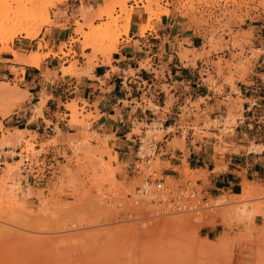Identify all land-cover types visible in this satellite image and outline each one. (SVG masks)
Masks as SVG:
<instances>
[{
	"label": "rangeland",
	"instance_id": "rangeland-1",
	"mask_svg": "<svg viewBox=\"0 0 264 264\" xmlns=\"http://www.w3.org/2000/svg\"><path fill=\"white\" fill-rule=\"evenodd\" d=\"M162 1L104 0L102 6H96L95 10L81 2L84 10H88L86 15H82L84 13L81 8L80 12L75 5L67 6L68 0H0V28L10 26L16 29L28 22L29 33L35 36V39L31 40L25 37L23 32L11 35L7 27L8 31L0 33V54L16 51L13 47L15 42H30L41 36L32 47H45L38 51L40 61L46 55L57 56L48 50L49 45L44 42L47 29L52 26L65 28V24L71 19L74 37L69 38L67 44L61 45V50L58 49V54L64 59L59 68L67 65L68 70H73L70 76L78 77L77 72L82 68L73 50L75 44L79 46L80 59H83L85 66L88 63L96 64L98 57L101 62H109L119 39L122 36L127 37L122 35V29L133 9H139L138 4L147 15V23L140 27L141 35L145 31H153L151 23L158 21L162 15L168 16L171 13L168 7L172 4V13L180 23L172 27V35L193 34L196 46V49H184L183 45H186L187 40H182L179 43V59L193 66L197 59L206 60L205 64L214 69L213 73L206 72L204 80L210 86H215L211 90L221 94L226 86L231 92L236 91V82L244 81L252 71V64L261 54L264 55V50L258 49L260 46H257L256 39L257 35L264 31V0H165V5H162ZM168 1L172 3L169 4ZM129 2H132L133 6H128ZM43 8H47V19L44 18ZM98 10L110 11L108 15L103 14L97 19V12H100ZM260 16L261 20L256 19ZM60 18L64 19L63 23L59 22ZM107 24V30L92 33ZM77 31L81 32L76 33ZM86 35H91L98 46L95 45L97 47L94 50L90 49V53L83 56L81 48L86 42ZM28 49H31V46ZM16 52L21 56L34 54ZM12 70L17 75L16 71ZM17 91V85L0 83V116L3 117V112L10 114L20 101L13 95ZM71 102L75 105L77 113L75 116H68V124L78 132L62 139L60 130L56 128V135L40 143L39 150L36 149V136L30 135L25 129L21 131L22 136L19 139L12 138L6 145L2 143L1 138L8 135L9 131L0 129V154L5 157L0 161V179L2 174L7 172V163H11L16 169L14 175H11L12 178L10 177L11 180L1 179L2 185H5L4 190L8 189L7 191H11L15 197L13 202L10 200L12 198L5 197V193L2 195L3 186L1 187L0 180V225H8L7 220L12 223L7 226V233H1L0 236V264H264V215H255L261 218L256 220L257 223L262 221L260 226L255 223V216L252 220L237 216V206L233 205L232 211L227 215L223 205L214 204L219 202L221 196L228 202H235L238 197L227 192L216 197L203 193V187L199 186L198 182L205 183L208 174L205 171L187 170L189 167L185 162V145L191 133L196 140H215V152H226L225 140L241 126L238 119H242L243 110L242 101L238 97L228 95L220 101L218 104L222 110L216 114H211L208 110L199 112L198 105L202 100L190 103L189 108L183 107L179 117V131L171 127L167 130L168 133L162 129L161 132H153V128L159 123L156 121L150 125L145 122L134 123L132 134L143 141L142 147L146 140L154 136L160 143L165 141L167 148L178 149L185 154L179 179L163 175L158 153L148 164L140 162L137 157L139 144H136L131 155L132 163L120 164L117 154L107 145L108 137L100 136L92 128L91 120L95 119V116L85 112L84 103L79 107L77 101ZM171 104L170 97L160 119ZM148 106L154 107L150 103ZM63 108L65 109V106ZM37 109L35 108L34 112L40 115ZM201 123H206L210 129L201 132ZM258 126L260 131L264 130L261 123ZM168 135L174 140L166 142L164 139ZM258 143L259 141H251L245 151L260 152L264 146ZM49 145L60 146L53 156L44 149ZM18 150L36 160L40 157L54 163L49 176L43 173L29 180L28 197L25 194L27 190L20 188L23 177L19 167L21 161H17ZM159 180H163L165 186L174 188H181L190 183L196 191L195 203L202 210L199 215L177 213L185 216L183 229L165 225V228L152 233L143 232V229L139 231V222L149 223L148 219H155L148 215L168 214L167 210H164V203L149 200L153 197L154 184ZM144 186L146 192H142ZM261 200L264 203V199L252 197L247 203L249 201L248 205L254 206ZM97 204L102 209L99 210L100 213L96 208L99 207ZM46 205L51 211L49 213L53 212L52 216L48 210H44ZM262 205L260 209L264 213V204ZM178 215L176 217H179ZM207 219L212 221V226L202 225L197 230L193 228L194 222ZM132 227L138 228L136 231L139 232H134L136 236H133ZM208 228L212 231L209 232ZM72 233L73 236L70 235ZM208 238L214 242H207Z\"/></svg>",
	"mask_w": 264,
	"mask_h": 264
},
{
	"label": "crops",
	"instance_id": "crops-1",
	"mask_svg": "<svg viewBox=\"0 0 264 264\" xmlns=\"http://www.w3.org/2000/svg\"><path fill=\"white\" fill-rule=\"evenodd\" d=\"M103 1L68 0L67 6L75 5L79 9L82 5L80 3L83 2L95 10L96 6H102ZM162 5H165V0ZM128 6H133V3L129 2ZM138 8H134L130 15L129 30L125 35L127 37L122 36L119 39L109 62H101L98 57L99 61L93 64L89 72H85L89 64L85 66L83 59H80L79 46H73L82 68L77 72L78 77L62 74L59 68L64 59L58 54V49L61 50V45L67 44L69 38L74 37V26L70 18L65 28L52 26L47 29L44 42L48 43V50L57 56L45 57L38 67L17 64L10 52L1 53L0 83L17 85L16 94L20 92V95H17L20 101L11 113L0 116L2 128L8 131L25 129L30 135L36 136V149L39 150L40 143L56 135V128L60 130L62 139L78 132L68 124L69 113L63 108L66 103L74 100L78 102L79 107L84 103L85 112L95 116V119L91 120L92 128L100 136L108 137L107 145L117 154L119 163L130 164L134 147L140 139L132 134L135 122L150 125L156 121L161 124L164 132L171 127L177 130L183 107L189 108L190 103L202 100L198 105L199 112L208 110L211 114H216L222 110L218 103L231 95L242 101L243 113L242 119H238L241 126L225 140L226 152H215V140H196L191 133L185 145V162L189 168L187 165L186 167L208 174L205 183L199 181L198 185L203 187V193L210 196L216 197L226 192L238 195L245 181L256 182L264 187V149L258 153L245 151L251 141H259L258 145L264 146V130L260 131L258 126L259 123L264 125V55L261 54L252 64V71L244 81L236 82V91L231 92L230 88L225 86L223 93H215L211 90L215 86L212 87L204 81L206 72L214 71L211 65L208 67L205 64L206 60L197 59L193 66L178 57L179 43L182 40H187L186 45H183L184 49L192 50L196 49V46L193 34L172 35V27L180 24L172 13V4L168 7L171 13L153 21V31L142 32V35L140 27L147 23V15L140 9V4ZM256 19L261 20L262 16ZM59 22L63 23L64 19L60 18ZM43 33L44 31L42 35ZM41 38L40 36L30 42L20 40L19 43L15 42L13 47L25 54L34 52L36 49L32 47ZM256 39L257 46H260L258 49L264 50V31L257 35ZM29 46L31 49H28ZM43 48L45 47L42 46V50ZM66 49L67 47L63 52ZM81 50L83 55L90 53L89 48ZM21 94L24 97H21ZM170 97L172 104L160 119ZM149 103L154 107L150 108ZM35 108H40L41 115L35 114ZM171 139V135H168L164 140L169 142ZM58 148V145L44 147L52 156ZM157 155L159 163L163 166V175L179 179L185 154L181 150L167 148L163 141L159 145ZM258 219L261 220L260 216H255V223L260 226L262 221L257 223ZM208 230L212 231L210 228Z\"/></svg>",
	"mask_w": 264,
	"mask_h": 264
},
{
	"label": "bare ground",
	"instance_id": "bare-ground-1",
	"mask_svg": "<svg viewBox=\"0 0 264 264\" xmlns=\"http://www.w3.org/2000/svg\"><path fill=\"white\" fill-rule=\"evenodd\" d=\"M50 1V0H49ZM79 8H81V10H83V13L84 14H82V15H86L87 14V12H88V10L87 11H85L84 10V7H82L81 5H80V7ZM5 9H6V7H5ZM102 9V8H101ZM123 11H124V9H122ZM4 11V10H3ZM79 11H80V9H79ZM98 11H100V10H98ZM110 11V10H109ZM109 11L107 10H105V11H100V12H97L95 15H96V18L98 19V18H101L102 16H103V14H106V15H108L109 14ZM42 12H43V15H44V18L45 19H47L48 18V16H47V8H43L42 9ZM81 12V11H80ZM28 22L24 25V26H21V27H18V28H16V29H14V27H10V26H4V28H0V33H2L3 31H5V30H7L6 28L8 27V30L9 31H11V35H14L15 33H19V32H23V33H25V37H27V38H29V39H35V36L34 35H31L29 32H30V27H27L28 25ZM129 25H130V17L127 19V21H126V23H125V26L123 27V29H122V34L123 35H127L128 34V30H129ZM109 27H108V24L107 25H104V26H102V27H99L98 29H96V30H94L92 33H95V32H97V31H100V30H107ZM7 30V31H8ZM81 31H77L76 33H80ZM4 33V32H3ZM0 35H2V34H0ZM91 35H86V36H84V38L86 39V42L84 43V45H83V49H86V48H89V49H93L94 50V48H96L97 46H98V44L96 43V41L93 39V38H91L90 37ZM95 45H97L96 47H95ZM37 47V46H36ZM40 50H42V46H41V48L40 47H37L36 48V51L34 52V54L32 55V56H21V55H19L16 51H10V53L12 54V56H13V58H14V62H16V63H19V64H24V65H28V66H32V67H38L39 66V63H40V53L38 54V51H40ZM47 54V53H46ZM46 54H44V55H46ZM23 55V54H22ZM48 55H46L45 57H47ZM84 56V55H83ZM44 57V58H45ZM89 64V66L87 67V69H86V71L85 72H89V70H91L92 69V67H93V64L92 63H88ZM68 68V67H67ZM67 68H61V72H62V74H72L71 73V71H73V70H68ZM12 92V91H11ZM24 94V93H23ZM23 94H21L22 96L21 97H24L23 96ZM13 95H15L14 93H13ZM19 96L20 95V92H19V94L17 93L16 94V96ZM26 98V97H25ZM22 99H24V98H22ZM41 103H44V101H41ZM65 109L68 111V116H70V115H73V116H75L76 115V108H75V105L74 104H72V102H69V103H66L65 105ZM38 107H40V106H38ZM37 110H39V114L41 115V110H40V108H38ZM3 116H7L8 115V112H3V114H2ZM227 117V116H226ZM228 119V118H227ZM226 119V120H227ZM76 120V119H75ZM230 122V121H229ZM232 122V121H231ZM230 122V123H231ZM73 123H74V121H73ZM223 123V122H222ZM221 123V124H222ZM75 124H76V122H75ZM225 126H228V125H225ZM0 129H2V125L0 124ZM22 130H15V131H9V132H7L8 133V135H4V137L3 138H1V140L3 141L2 143H6V144H8V140H12V138H14L15 140H17V138L19 139L20 138V136H22V132H21ZM159 132H161V130L159 131ZM21 134V135H20ZM181 140V139H180ZM182 140H183V138H182ZM181 140V141H182ZM79 143V142H78ZM175 143H176V141H175ZM5 144V145H6ZM182 145V144H181ZM175 148V147H174ZM18 161V160H17ZM17 161H15V164H17ZM15 166V165H14ZM7 169V172L5 173V171H4V173L5 174H2L3 176H1V179H5L4 181H6V179H10V177L12 178V174L14 173V169L15 168H13V165L11 164V163H7V167H6ZM108 168H110V167H108ZM16 170V169H15ZM109 170V169H108ZM187 170H190V169H187ZM109 171H112L111 169L109 170ZM191 171V170H190ZM15 173H16V171H15ZM108 173V172H107ZM110 173H112V172H110ZM147 173H149V172H147ZM14 175V174H13ZM111 178V177H110ZM0 179V180H1ZM112 181L114 182V178H113V176H112ZM3 180H1V187L3 186L2 185V181ZM11 180V179H10ZM190 184V183H189ZM7 185V184H6ZM15 185V184H14ZM191 185V184H190ZM5 186V185H4ZM4 186L0 189V192L2 191L3 193H2V195H4V193H5V197L7 198V199H9V198H12V199H10L11 201L13 200V198H14V200H15V197L14 196H12V192L10 193L9 191H5L4 190ZM11 186V185H10ZM13 187V186H12ZM9 188V187H8ZM10 190H11V188H10ZM144 190H146V187L144 186V188L142 189V192L144 191ZM31 192H32V190H30ZM147 191V190H146ZM8 192H9V194H8ZM29 191L27 190V193L25 192V194H26V196L28 197L29 196ZM8 194V195H7ZM14 194V193H13ZM195 194H196V191H195ZM1 195V193H0V196H2ZM152 195H153V193H152ZM26 196H24V198L26 197ZM235 197H238V200L237 201H235V202H228L224 197H222L221 196V198H219V202H217V203H215L214 204V206H217V205H223L222 206V208L223 209H225V213L228 215L229 213H230V211H232V209H233V207L235 206H237L236 207V212H237V216H239V217H245V219H250V220H252V218H253V216H255V215H258V214H260L261 216L262 215H264V213L261 211V209L260 208H262L263 207V205L262 204H264V203H262L263 201L261 200V201H258L257 203H256V205H254V206H252V205H248V203H249V201H248V203H247V200L249 199V198H252V197H254V198H256V199H264V187L263 186H261V185H258V184H253L252 182H247V181H245L244 182V184H243V186H242V188H241V192H240V194H238V195H234ZM156 200V197H151L149 200L151 201V200ZM20 200H22V199H20ZM148 200V199H147ZM257 201V200H256ZM13 202V201H12ZM22 202V201H21ZM42 203V202H41ZM41 203H40V205H41ZM102 203V202H101ZM235 203V204H234ZM238 203H239V205H238ZM99 204V203H98ZM97 204V205H98ZM103 204V203H102ZM252 204V203H251ZM43 205H44V203H43ZM101 205V204H100ZM234 205V206H233ZM23 206V205H22ZM47 206V205H46ZM99 206V205H98ZM249 206H252V207H250L249 208ZM44 208H45V206H43ZM48 207V206H47ZM45 208L44 210H48L49 209V207L48 208ZM93 207H94V209H95V204L93 205ZM150 207L152 208L153 206H151L150 205ZM96 208L98 209V211L99 210H102V209H100V206L99 207H97L96 206ZM132 208V207H131ZM155 210H157V208L155 209ZM161 210V209H160ZM167 210V208L165 207V211ZM49 211L50 210H48V213H49ZM115 211V210H114ZM51 212V211H50ZM101 211H99V213H100ZM116 212V211H115ZM156 212V211H155ZM158 212V211H157ZM168 212V214L166 215L165 213H163V215H162V213H160V215L157 213V214H155L154 212V214L155 215H148V217H155V219H153V220H149L148 219V222L149 223H145V222H143V221H141V222H139V226H137L138 228H141V229H139V231L141 230L142 231V229H143V232H146V233H152V232H155V231H157V230H160V229H163V228H165V225H171V226H176V227H178V228H180V229H183L184 228V218H185V216L183 217L181 214H177V213H186V212H172V211H167ZM107 213H109V212H107ZM112 212H110V214H111ZM44 214V213H43ZM45 214H47L46 212H45ZM50 214V213H49ZM52 214H53V212L50 214L51 216H52ZM170 214H177L179 217H176V216H171ZM200 214V213H199ZM112 215V214H111ZM48 216V215H47ZM113 216V215H112ZM50 217V216H49ZM48 218V217H47ZM133 218V217H132ZM145 218V217H144ZM49 219V218H48ZM152 219V218H151ZM136 220V219H135ZM147 220V219H146ZM3 222H5L4 220H3ZM7 222H8V225L9 224H12V223H10L8 220H7ZM6 222V223H7ZM116 223V222H115ZM3 223H1V225H0V236L2 235L1 233H7V228L9 227L7 224H3ZM202 225H212V221L210 220V219H207V220H205V221H196V222H194L193 223V228H195L196 230L200 227V226H202ZM8 226V227H7ZM11 226V225H10ZM137 227H132V231H133V236H136V233H135V235H134V232L136 231V228ZM137 228V229H138ZM10 229H11V227H10ZM30 230V229H29ZM129 230V229H128ZM139 231H136V232H139ZM73 234L74 233H72V234H70L71 236H73ZM78 234V233H77ZM67 235V234H66ZM81 235V234H80ZM65 236V235H64ZM68 236H69V234H68ZM75 236V235H74ZM76 238V237H75ZM80 238V237H79ZM68 239H69V237H68ZM81 239V238H80ZM79 239V240H80ZM74 240V239H73ZM77 240V239H76ZM207 240V242H214V241H212V240H209V239H206ZM68 242H69V240H67ZM55 247V246H54ZM53 247V248H54ZM58 247V246H57ZM56 247V248H57ZM59 249V248H58Z\"/></svg>",
	"mask_w": 264,
	"mask_h": 264
},
{
	"label": "built area",
	"instance_id": "built-area-1",
	"mask_svg": "<svg viewBox=\"0 0 264 264\" xmlns=\"http://www.w3.org/2000/svg\"><path fill=\"white\" fill-rule=\"evenodd\" d=\"M254 105V104H253ZM153 132L161 129V124H157L156 127L153 128ZM180 129L179 126L177 130ZM210 127L206 126V123H201V132L204 130H209ZM221 130V129H220ZM156 137H152L149 140L145 141V145L142 147L143 141L141 139L138 140V151L137 157L140 162L148 164L150 160L158 153L159 145L161 144L159 141L155 140ZM145 137L143 138V140ZM142 147V148H141ZM19 153L21 154L19 156ZM141 155L139 156L138 154ZM5 157L0 154V161L4 160ZM18 161H21L20 170L23 179L20 181V188L27 190L29 186V180L38 176L39 174L50 175L53 168L54 163L52 161H45V158H40L38 160L32 158L30 155L20 152L18 150L17 154ZM39 171H41L39 173ZM153 196L156 197L158 203H164L167 211L172 212H186V213H194L199 215L202 208L195 203V189L189 183L186 186L181 188L168 187L164 185L163 180H159L156 184H154ZM143 192H146L144 190Z\"/></svg>",
	"mask_w": 264,
	"mask_h": 264
}]
</instances>
